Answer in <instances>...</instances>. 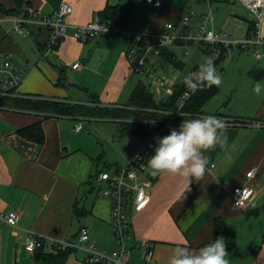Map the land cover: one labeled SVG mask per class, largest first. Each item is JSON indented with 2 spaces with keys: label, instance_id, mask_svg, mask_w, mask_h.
I'll return each mask as SVG.
<instances>
[{
  "label": "crops",
  "instance_id": "1",
  "mask_svg": "<svg viewBox=\"0 0 264 264\" xmlns=\"http://www.w3.org/2000/svg\"><path fill=\"white\" fill-rule=\"evenodd\" d=\"M0 1L8 8L15 5L12 0ZM24 1L49 13L56 11L62 2L72 5L73 12L67 17L70 29L57 50L58 64L65 66V60L75 63L80 54L83 58V53L93 57L92 52L95 56L101 49H117L115 43L118 40L109 37L82 43L74 37L73 27L90 22L108 5H124V0ZM162 1L160 7H154L143 0L145 9L138 17V22L130 24L128 15L125 18L127 27L136 32L158 33L167 22L177 20L182 15L189 0ZM239 2L242 4L241 0H197L192 8L199 16L203 12L212 11L215 29L238 40L248 35L251 21L237 13L234 6ZM238 28H242V31L238 32ZM33 32L34 30L27 35L16 33L11 22L2 23L0 28V51L11 54L13 62L21 69H25L30 61L26 57L27 53L20 47V40L31 36L36 41L37 32ZM260 33L264 36V18ZM46 38L47 32H44L40 39L45 43ZM75 48H78L79 53L74 52ZM40 54L42 52L39 49L35 53L36 65L33 68L31 65L26 70L19 92L86 103L88 95L86 96L82 86L73 88V82L68 77L64 84H58L59 70L50 66L43 56L39 58ZM231 57L232 53L227 58ZM15 58L21 62L16 63ZM118 59L119 66L127 63L123 48L119 49ZM68 68L76 72L84 67L83 63L77 70H72L69 66L66 74ZM246 68L249 80L244 86L232 89V103L222 104L213 111L204 109V115H214L228 123L225 132L226 147L222 149L217 145L215 149L204 153L209 160L205 177L201 181L190 177L188 185L178 175L152 176L147 168V174L153 179L151 201L144 209L130 213L131 230L126 242L135 247L130 257L131 264H145V250L139 247L142 241L154 243L152 264H167L171 250L177 245L199 248L211 242L217 238L216 219H223L236 238L235 245L227 247L226 258L230 264H264V88L259 95L252 91L255 83L261 82L264 85V77L256 81L250 75L252 69L264 68V64ZM123 81L122 85L126 86L127 80ZM139 81L142 80L135 79L129 84V94ZM118 94L120 95V90L117 91ZM102 121L113 123V134H102L96 128L94 132L77 131L75 128L80 122L77 117H59L11 106L2 110L0 264H40L35 252L26 249L31 235L71 239L77 236L82 224L89 227L91 237L99 247L110 251L117 249L111 203L100 195L95 176L102 170H114L134 160L143 149L144 140L131 133L121 134L114 121ZM37 122H41L44 129L45 139L42 144L26 138L19 131ZM182 122L170 121L156 131L158 137L169 134L173 128L178 129ZM95 138H98L99 143L103 142V150ZM87 140L99 149L87 146ZM156 146L155 144L149 158L154 155ZM253 168H257V174L248 182L256 189L255 197L248 207H236L233 190L247 182V172ZM76 208L81 212H76ZM11 211L19 214L16 228L8 225L1 217ZM65 264L88 263L81 252H73Z\"/></svg>",
  "mask_w": 264,
  "mask_h": 264
},
{
  "label": "built area",
  "instance_id": "2",
  "mask_svg": "<svg viewBox=\"0 0 264 264\" xmlns=\"http://www.w3.org/2000/svg\"><path fill=\"white\" fill-rule=\"evenodd\" d=\"M154 7H160L162 0H147ZM197 0H189L182 15L177 20L167 22L158 33L136 32L127 29L125 18L120 15L109 22L102 21L98 16L86 24L73 27V35L80 42H89L99 37H109L114 40L128 42L127 57L130 68L136 73L150 72L157 57H161L165 48L174 45L186 47L195 43L201 45L205 52H213L217 57L223 52L226 58L231 56L234 50L253 51L256 58L261 59L264 52V36L260 33V26L264 18V0H241L243 6L254 22L255 30L252 34L242 39L234 40L228 33L219 32L214 27L212 11L197 14L192 5ZM73 12L69 2H62L54 12H44L29 4H23L18 15L0 14V28L2 23L11 22L16 33L27 35L32 30L43 28L47 31L43 58L56 52L60 43L66 38L70 25L67 17ZM199 16V17H198ZM216 57V58H217ZM19 68L12 59L11 54L0 51V89L3 95L28 96L19 92L22 80L26 76V70ZM82 62L72 64V70H77ZM176 84L169 80H160L157 87L168 95L175 91ZM187 88L182 95L175 115H180L181 109L192 96ZM0 108V118L2 116ZM204 116V115H203ZM76 125V130L85 128L82 120ZM88 122V121H87ZM170 123V122H169ZM158 137L157 132H152L144 139V146L134 160L125 166L114 170H102L95 176L96 186L101 196L111 203L112 225L114 229L117 249L107 250L99 247L92 239L89 227L86 224L80 226L75 238L58 239L31 235L26 244L29 252L45 249L55 253L60 250L71 249L81 252L88 264H131L130 257L135 247L129 246L126 239L131 230L130 213L134 210L144 209L151 201L153 179L147 174V163ZM257 174V168L247 172V182L238 185L233 190L234 205L246 208L255 197L256 189L249 184V180ZM10 226L18 227L19 214L16 211L1 215ZM145 250V264H152L154 255V243L142 241L139 244Z\"/></svg>",
  "mask_w": 264,
  "mask_h": 264
},
{
  "label": "trees",
  "instance_id": "3",
  "mask_svg": "<svg viewBox=\"0 0 264 264\" xmlns=\"http://www.w3.org/2000/svg\"><path fill=\"white\" fill-rule=\"evenodd\" d=\"M12 1L15 3L12 8L6 7L0 1V14L18 15L23 4L31 5L24 0ZM129 12L130 8L127 6L121 4L115 6L108 5L104 10L100 11L97 16L102 21L109 22L120 15L127 18ZM254 30L255 25L251 20L248 34H252ZM36 32L37 45L43 53L45 50V43L42 42L40 38L44 35V32L47 31L40 28L34 30L33 33L35 34ZM224 51L225 49H223V52H221L217 58L212 59L215 61V65L219 71L221 70V63L226 59ZM161 58L164 65H173L179 69L184 67V62L181 61L170 48H165L163 50ZM199 65L195 66V71L198 69ZM57 69L60 74L57 83L60 85L64 84V81L67 80L66 67L57 64ZM250 75L258 81L264 77V68H254L250 71ZM82 89L88 95L86 103L67 102L64 100L28 94H26L28 96L3 95L0 89V108L4 109L5 107L11 106L23 110L51 113L59 117H83L86 118L88 122L93 119L111 120L118 124L121 134L131 133L144 140L147 136H150L152 132L160 130L170 121H183V119L199 118L203 116L205 113V105L220 92V87H203L201 90L192 94L187 100L180 110L182 114L175 115L179 101L186 91L184 82L175 86L174 93L169 95L167 100L156 101L154 94L147 84L143 81H139L131 93L129 102L119 105H104L96 93L90 92L86 87H82ZM19 131L28 139L35 140L40 144L44 142V129L41 122H37ZM77 210L79 213L81 212L78 208H76V212ZM215 234L217 237L222 236L225 239L228 248L235 245V235L223 219L215 220ZM73 252L75 251L67 249L51 253L45 249H38L35 251V255L40 261V264H65L68 256Z\"/></svg>",
  "mask_w": 264,
  "mask_h": 264
},
{
  "label": "rangeland",
  "instance_id": "4",
  "mask_svg": "<svg viewBox=\"0 0 264 264\" xmlns=\"http://www.w3.org/2000/svg\"><path fill=\"white\" fill-rule=\"evenodd\" d=\"M124 1V5L129 7L131 11L128 22L135 25L138 22V17L141 16V13L145 9V5L142 3L143 0H139V2L136 0ZM234 7L237 13L251 19V16L240 2ZM127 29L129 28L127 27ZM241 31L242 28H238V32ZM13 35L14 34L12 33L11 36ZM62 42L60 45H62ZM20 43H22L20 44V47H22V49L27 53L26 57L30 61L29 63L32 65V68L35 67V61L37 60L35 53H38L39 50L37 42L33 37L28 36L22 37ZM115 46V49L117 48L116 50L106 51V49H101V53L98 52L95 56V53L92 52L93 57H91V54L87 55V53H83L84 56L81 58L80 54L76 59L77 61L83 63L84 68L79 69V71L76 72L70 71L71 69L68 68L69 71L67 77L73 82V88H80V86L86 87L90 92L96 93L103 103L109 102V104L113 103L112 105H117L119 103L127 104L131 97V94H129L128 91L129 84L135 79H140L150 88L156 101L167 100L169 95L157 87L158 81L169 80L173 81L176 85L180 84L184 81L185 76L195 72L196 65L201 64L208 58L214 59L217 57V55L213 52L203 51L199 43L190 45L188 52H186V47L174 45L172 47L173 52L184 62V67L182 69L169 64L164 65L162 58L157 57L149 73H136L130 70V62L127 57L129 43L117 41ZM120 48L125 50L127 63L124 62L123 65L120 64L119 66L118 52ZM74 52L79 53L78 48H75ZM39 58H42L41 54ZM14 61L16 63L21 62L20 59L18 60L16 58ZM45 61L49 62L48 64L50 66L56 68L57 64L59 63L57 51L51 53L48 58H45ZM73 63L74 61L69 62L65 60L64 65L67 68L69 66L71 67ZM255 64H264V53L263 58L259 60L254 56L253 51H245L241 53L239 50H235L232 52V57L226 58L220 66V73L222 76V83L219 86L220 92L207 105H205L204 109L207 111H213L219 108L222 104L227 105L228 103H232V93L234 91L232 89L235 87L244 86L247 83L249 76L246 72V67L253 66ZM125 79L127 80L128 84L123 86V80ZM118 89L120 90V95L118 94L119 96L117 95V91H119ZM81 122L85 126L83 132H94L96 128L100 130L102 134H113V132H111L113 123L111 122L102 121L101 119H93L89 122L82 120ZM74 123L75 122L73 121V124ZM95 139L96 143H98L100 148L103 150V142L99 143L98 138ZM86 145L96 150L99 149L97 145L93 144L89 140L86 141ZM81 254L83 255V253Z\"/></svg>",
  "mask_w": 264,
  "mask_h": 264
},
{
  "label": "clouds",
  "instance_id": "5",
  "mask_svg": "<svg viewBox=\"0 0 264 264\" xmlns=\"http://www.w3.org/2000/svg\"><path fill=\"white\" fill-rule=\"evenodd\" d=\"M186 88L195 93L203 87H219L222 76L211 58L202 62L198 69L184 77ZM264 88L261 82L255 83L252 91L259 95ZM228 127L227 121L214 116L204 115L199 118L183 119L178 129L157 137L154 155L148 159L147 168L152 176L162 174L178 175L190 183L189 178L201 181L209 164L204 154L217 145L225 148ZM225 239L217 237L199 248L177 245L167 259V264H230Z\"/></svg>",
  "mask_w": 264,
  "mask_h": 264
}]
</instances>
